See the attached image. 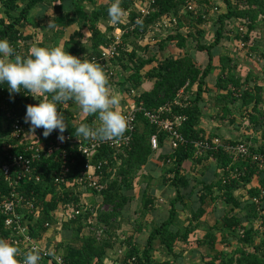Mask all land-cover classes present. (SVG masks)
<instances>
[{
    "label": "trees",
    "instance_id": "trees-1",
    "mask_svg": "<svg viewBox=\"0 0 264 264\" xmlns=\"http://www.w3.org/2000/svg\"><path fill=\"white\" fill-rule=\"evenodd\" d=\"M190 1L195 2L193 11L189 12H193V15H195L196 25L208 22L207 16H210L213 13V10L209 9L210 7L207 8V3L204 5V2H202L203 5L200 4L199 6L197 3H199L201 0H154L153 11L144 17L140 23L133 22L136 17L134 10L131 9L134 2L132 0H121V7L125 10L126 21H124L123 24L120 23L119 28L122 30H127V34L122 38V43L119 46L117 57L121 56L120 52L124 53L128 51V45H125L124 43L125 36H131L135 39L137 38V41H141L142 36H145L146 33L150 32V30L154 28L155 24L161 18L166 19L170 16H174L176 19H178L177 16L180 9L186 6V4ZM232 1L233 0H223L222 3L225 7V10L216 15L215 20H213V41L207 46H202L199 44H196L195 46L196 51L205 52L207 56V62L203 68H198L194 58L190 55V53H188V51H186L183 56L176 59L167 57L163 60L159 59V61L158 59L154 58L156 56L150 59L139 58L136 60V67H134L132 73L128 77V82L134 89L130 90V93L128 95L125 94L123 97L124 100L126 99L125 101H129L128 105L130 103H134L136 106H140L146 111L154 112L159 107L170 104L171 113L167 116L172 117L175 115H180L186 118L179 128V132L183 139L187 142L202 139L204 137L202 136L201 132L196 129L200 117L197 102L200 99L201 94L204 92V90H202L205 85L204 80L213 69L211 62L213 58L212 50L218 46L223 38H225L224 27L226 23L231 20L240 21L242 19L248 21L247 33L242 37H240V35L235 36V39L237 38V40L246 43L248 42L249 32L253 30L258 16H264L262 0H245L246 2H244L242 7H239V5L233 6ZM41 2L42 0L0 1L4 8V16L9 19L8 21L5 19H0V39H6L9 41V43H15L21 40L19 29L23 28L24 25L32 24L31 21H28V13L32 8ZM111 2L112 0H109V2L105 3L89 14L85 12L81 5L75 4L74 6V12L77 16L76 21L78 23V30L73 34L78 33V37H80L81 35L79 34H81L80 31L82 29H86L88 34H90L88 39L90 52L86 55L88 60H90L92 57H99L101 48H104L109 43L107 33H104L105 31L97 27L96 22L99 19H104L106 17L108 18V7L110 6ZM18 4L22 5L21 8L18 9L15 16H10L9 13L17 10ZM203 6L209 9L206 10L208 15H206V13H199ZM176 24L179 25V22ZM131 25H133L134 28L132 31H129ZM112 28L113 26L106 28V32L111 33ZM156 34H162L166 43L167 41L174 42L175 47L182 50H186L185 42L190 36L189 33V35L187 34L188 36L186 35L185 37H182L179 33H176V31H167L154 33V39L155 36H157ZM199 35L204 34L199 32ZM201 38L202 37H200V39ZM24 40H27V38H24ZM153 42L149 44L152 45ZM72 46V44H64V47L69 54L76 57H78L77 55H81V53L84 54V50L82 51L80 47L76 48L75 46ZM164 46L161 47L160 43L158 46L159 51L157 52H163ZM82 47H84L83 44ZM145 48L148 49V47ZM129 50L130 52L126 58L130 60L137 58L134 48ZM116 58L113 62L116 61ZM120 59L117 61L124 62ZM153 60H156V66L154 64V66H151V68L148 69L149 71L147 70L144 75L141 74V70L150 65ZM222 61L223 58L220 57V64L224 65ZM224 70H226V65H224L222 68L221 73L224 75L227 74L229 77L226 79L223 77L217 79L215 85L216 88L225 89L227 83H230L236 88H241L239 78H235V75L232 72ZM145 79L152 80V86L144 92L138 94L136 97L134 91L144 84L142 82ZM3 86L6 87L7 84H3ZM193 86H195V96L193 100L189 101L187 105L181 107L171 105L179 91L185 90L187 87L190 89ZM256 91L259 92V89H256ZM227 93L228 94L224 96H220V98L225 100L227 98L226 96L231 95L230 92L227 91ZM3 95L7 96L9 94L7 91H5ZM29 95L30 93H27L24 90H21V93H15L14 99L10 100L9 103L6 104L7 109L12 110L14 115L24 119L26 106L29 105L30 101L28 97ZM131 97L134 99L133 101L129 100ZM123 99H121L122 102H124ZM259 100L260 97L258 93H251L248 91V89L241 92L240 102L242 106L252 104V110L255 111ZM183 101L184 100H182V102ZM73 104L74 102L69 101L67 102L66 106H73ZM57 107L61 112L64 113L65 120L68 125L64 133L69 134L70 136L76 135V128L81 123L90 124L93 120L98 119L96 115L87 114V117L83 119L82 122L75 124L70 112L67 111V108L62 109L60 104H57ZM118 111L122 112L121 109ZM222 112L225 114L228 113V110L223 107ZM3 120H5V115L0 109L1 137L4 135V133H8V129L4 130L2 133V125L4 123ZM251 120L252 123L257 124L254 117H252ZM37 132L42 135L43 129L39 128L37 129ZM152 135L157 136L159 148L162 147L165 142V134L160 132L155 126L150 125L143 117L141 112L136 113L134 131L131 134V141L129 142L128 147L116 153L111 149L103 148L95 156L94 161L105 159L107 162V164L104 165L101 170L104 173V177L101 180V182H103L105 185L103 190L98 192L90 189L91 191H89L92 196L100 197L101 206L88 205L87 207L90 209L89 212H86L82 216H79L70 222L64 223V228L71 227L70 225H77L79 224V221L83 224V226L79 224V227L73 232L72 235V237L78 242L77 247L63 245V264H103V258L107 251L112 248V244L108 241H105L104 239L99 241L95 237L96 235H93L92 232H81L83 231L84 227L87 231H92V225L95 223L97 224V227L100 225L102 230H104V228L108 227V224L111 221H116L117 218L122 217V211L126 204H128L130 201V197L127 192L133 187L135 177L139 176V174H142L144 168L148 164L151 154L153 153L149 144V138ZM257 147L264 148V143H262V146L260 144V146ZM19 152V148L13 150V153ZM194 152V147L191 144H186L182 147H179L173 153L159 157L161 160V167H166V163L172 164L171 168L167 169L162 178L163 184L175 191L174 198L169 202L168 205V218L165 221H162L150 228L143 249L139 250L136 244L133 243L131 237L126 238L125 245L120 243V247L124 246L126 248V250L124 248L122 249L125 251L122 264H128L127 261L129 259H132L133 261L130 264H169L170 261H157L153 258L152 252L155 242H158L167 256L174 260L177 259V255L174 250L176 242L188 244V236L196 228V225H194L193 222H197L204 214L202 206L206 203V200L213 201L218 198L225 205H227L229 209L223 213L221 219L216 220L215 224H220L219 227L213 226L208 230L217 232L225 231L229 236H233L236 231L240 232L241 239H238V243L250 245L252 230L250 227H248V223L254 218L260 220V217L263 215L259 223L260 232L263 235V241H260V243L257 245H251L249 248L238 246L231 253L214 252L210 258H203L201 264H264V213L260 215L259 218L255 216L257 212L255 210L252 211V216H249L247 211L243 213L242 216L233 213L234 210L244 211L248 207H251L253 205L251 203V199L260 193L259 188H248L246 191L248 194V199L245 201H240L239 198L234 196V192L237 191L241 182H243L245 185L249 184L250 179L254 174L253 167L247 164H235L233 168L236 167L241 169L242 166L246 167L242 177L236 180H227L225 184H222L220 178H218L215 183L210 185H204L203 183L200 184L196 182L195 186H201V188L196 192L195 186H189L190 180L186 177V175L184 177V175L180 174L183 163L192 159V157L195 156ZM207 155L210 154L208 153ZM71 157L72 163L68 165L66 178L70 182H76V180L85 173L83 168L85 159L75 152ZM210 157L217 160L220 168L226 167L228 165L227 159L219 152L212 153ZM59 167L60 161L55 156L42 159L40 162L36 163L34 170V173L38 174L41 178V183L36 185H27L29 190H34L35 194L39 197L38 199L42 206V216L39 218V221L36 225V228L40 231H44L42 227L44 222L51 221L49 213L56 209L57 204L60 201H69L73 205H75L78 201L75 197L67 198V191L63 192L62 197L61 195L57 194L56 188L53 185L52 176L54 173L59 171ZM108 167H110V172L105 173ZM168 174H170V177H167ZM225 175L226 173L223 174V176ZM259 175L262 176L259 181L261 188L264 184V173ZM214 187H216L217 191L219 192V195L215 197L212 196V188ZM2 189H5V186L0 181V190ZM185 196L193 197V202L197 204V207L195 210L191 211L187 225L182 231H180L177 227H175V219L177 216V205L183 204L182 201ZM151 204L152 199H144L143 207H147ZM103 205L107 206L109 210L103 209ZM3 221L4 218L0 215V239L6 240L8 233L4 230ZM211 231L209 232L211 233ZM210 233L204 237V241L208 243V248L213 249L215 244V235H210ZM224 242L225 241L222 240L220 244H224ZM59 246L60 245H58V247Z\"/></svg>",
    "mask_w": 264,
    "mask_h": 264
},
{
    "label": "built area",
    "instance_id": "built-area-1",
    "mask_svg": "<svg viewBox=\"0 0 264 264\" xmlns=\"http://www.w3.org/2000/svg\"><path fill=\"white\" fill-rule=\"evenodd\" d=\"M136 2L139 3V6L134 10L136 17L133 22L140 23L144 17L153 11L154 0H145L143 2L138 0ZM194 6L195 2L190 1L182 9L193 11ZM176 20L174 16L166 19L161 18L154 28L145 34L148 41L150 43L154 41V33L172 30L176 26ZM239 22L240 24L237 23L238 27L235 29V35L242 37L248 31V21L240 20ZM133 28L134 26L131 25L129 31H132ZM125 34H127V30L116 27L113 33L107 36L109 43L104 48H101L99 57L90 58V60H95L101 65L108 78L113 75L114 67L112 62L118 55V49ZM235 43L239 49L246 48V43L242 41L236 40ZM16 52L18 53L17 50ZM5 91L9 94L7 86L0 85V109L5 115L2 133L8 129L7 134L4 133L2 137L0 136V181L5 186V189L0 190V215L4 218L3 227L8 233L6 241L20 250L18 259H22L23 254L28 250L38 249L42 255L38 264H63L62 254L56 250H51L48 246V241L40 240V236L48 237L54 223H67L90 211L87 207L88 205L84 202L81 203V201L89 196V191L95 190L99 192L103 190L105 185L101 180L104 177V173L101 170L107 164L105 159L94 161V158L103 148L111 149L116 153L128 147L131 141V134L134 131L136 113L141 112L150 125L155 126L160 132L165 134L164 143L167 144L170 153L175 152L179 147L186 144H191L194 147L195 156L221 153L228 161L226 167L220 168L222 184H225L227 180H236L244 175L246 167L242 166L241 169L233 168L235 164L251 165L254 169L253 176L264 173V148L250 145L246 141H224L219 137H203L191 142L185 141L179 132V128L186 118L180 115L167 116L171 113L170 104L159 107L154 112H149L134 103H130L128 108L121 112L127 117L128 130L117 142L84 140L77 135L70 136L66 133H63L64 140L61 142L57 138V130H53L48 137H44L37 131L31 136L28 135L29 126L24 122V119L14 115L12 110L6 107V104L14 99L15 93L11 97L10 95L4 96L3 93ZM28 97L30 100V95ZM188 102L187 100L182 102L179 92L171 105L181 107L187 105ZM60 105L62 109L67 107V103ZM99 123L100 121L97 119L93 120L89 125L95 127ZM149 144L153 152L159 149L156 135H152L149 138ZM16 148L20 149L19 153H13ZM74 152L85 159L83 166L85 173L76 182H70L67 180L66 174L68 165L72 163L71 156ZM54 156L60 161L59 171L52 176L57 194L62 197L65 191L62 189L71 186L74 190L68 192L67 198L75 197L78 201L75 205L69 201H60L56 209L49 213L51 221H46L42 225L44 231L35 230L37 222L42 216V206L38 199L39 197L34 190H29L27 185L41 183L42 180L39 175L34 173L35 165L42 159ZM109 172L110 167L107 168L105 173ZM224 173H226L225 176H223ZM259 190V195L253 197L251 203L256 207L257 211L262 213L264 211V189L259 187ZM81 192L85 193L84 197L79 194ZM55 240H57L56 236L53 237V241ZM119 256H124L123 250H120ZM122 261L123 259L121 261L115 259L111 261V264H122ZM131 262H133L132 259L127 261L128 264Z\"/></svg>",
    "mask_w": 264,
    "mask_h": 264
},
{
    "label": "crops",
    "instance_id": "crops-1",
    "mask_svg": "<svg viewBox=\"0 0 264 264\" xmlns=\"http://www.w3.org/2000/svg\"><path fill=\"white\" fill-rule=\"evenodd\" d=\"M90 1V0H87ZM133 1V0H132ZM138 1V0H137ZM91 2V1H90ZM86 3V0H58L55 5L53 7H51V13H52V25H54V29H52L50 31V33H47L49 31L45 30L43 25L39 24V20H37L35 17V15H37V17H41L40 14H44V12L46 11L44 9V0H42L41 3L37 4L34 8H32L29 13L30 15H28V21H31V23H33V28L35 29V31L38 29V31L40 32L37 35V32L35 33V36L32 39V42H36L38 43V45L36 46H41V47H59L58 41L61 37H64L63 40H65V38H69L70 35H72L75 32V29L72 31H69V28H72V25H77V16L74 12V6L75 4L81 5L86 13H91L92 11H95L96 8H94L93 10L92 7L94 5V3ZM109 2V0H104L101 3V6L104 5L105 3ZM219 3V1H217ZM137 3V2H135ZM99 6V5H98ZM100 6V7H101ZM137 6L139 5H135L134 3L132 4L131 9L135 10L137 8ZM61 7L62 8H70L73 11L72 13H62L60 14V11H58V9ZM90 9V10H89ZM43 10V11H42ZM45 10V11H44ZM109 19V17L104 18V19H99L96 22L97 27H99L100 29H102L103 31H105L104 33H108L106 32V28L110 27L111 22L110 20L107 21ZM104 20L106 21L104 23ZM126 21V14L121 18L120 22L118 24H112L113 28H112V33L113 31L116 29V27H119V24H123V22ZM231 21H235V20H231ZM109 22V25L106 26V23ZM104 23V24H103ZM212 23V29H213V21ZM104 25V27H103ZM208 25H211L208 22L199 24V28H202V30H206L207 32L211 31L209 30ZM234 25V24H233ZM42 27V28H41ZM76 30H78L76 28ZM83 30V29H82ZM86 30V29H85ZM235 30V28H233V31ZM202 32V31H201ZM111 33V34H112ZM44 34V35H43ZM203 34V32H202ZM250 34V32H249ZM43 35V37H42ZM230 36V35H229ZM90 37V34L86 35V42H88V39ZM235 37V35H234ZM31 37L27 36V40H29ZM25 40V41H27ZM143 42L141 41H137V43H141ZM61 44V43H60ZM88 44V43H87ZM33 44L30 43V46H32ZM64 44H62L63 47ZM89 47V44L86 45V47ZM222 46H224V48L222 49ZM30 48V47H29ZM29 48H27L26 50L28 51ZM152 48V47H151ZM133 49V47L131 48ZM146 49V48H145ZM148 48V51L153 50ZM175 51H177L178 54V58L183 56L184 53H186V51H188V53H190V55L194 58L196 65L198 68H203L206 65L207 62V56L205 54V52H199L196 51L195 48H190L189 45L186 46V50H182V49H178L177 47L174 48ZM224 51V55L225 56H229L230 58H239L238 56H240V63L243 62L242 60L247 57L249 58V60L251 61V63H247L249 64L248 66H246V64H240L238 65L235 69H232L231 72L233 74H235V78H239L240 82H248L246 87H241L239 90L230 88L229 92L231 94H234L236 96L235 98V104L238 102L239 107L243 110L245 108H248V115H246L245 117L241 118V120H245L247 119V123L248 125H240L241 123L239 122V118L237 117V115H235V113L233 114L232 117H229L227 120L222 118V117H226L222 112V107H224V104L221 100L220 97L219 99L217 97H213L218 96V95H222L223 93H225L226 89H218L216 88V81L219 78H222L224 76H222L221 70L224 67V65L220 64V55L221 52ZM166 51H163L162 53H164ZM20 52L18 51V54ZM157 54L155 55L156 57L154 58H159V53L156 52ZM181 53V55H180ZM260 55H259V54ZM136 54L138 56V52L136 51ZM151 54V53H150ZM212 54H213V58H212V71L210 72V74H208V76L205 78L204 80V87L202 90H204V92L201 94L200 99L197 102V107L199 110V122L196 126V129L199 130L202 134V136L204 137H214L216 135H219L221 137L222 140L224 141H235V140H247V139H254L255 134H258L259 132H257V128L261 125L259 124V122L255 119L254 115L257 114L258 115V111L259 109V105L263 106L264 105V45L259 44L258 45V51H255L253 48L248 50V49H239L237 44L235 43V40L230 39L226 40L225 38H223L220 43L218 44V46L215 47V49L212 50ZM223 54V53H222ZM152 54L150 57H144L141 56V59H150L153 58ZM78 57H80V55H77ZM243 58V59H242ZM251 58V59H250ZM176 59V58H173ZM156 62L153 60L151 62L150 65L146 66V68H151V66H154ZM124 64H126V62H124ZM251 64V65H250ZM223 66V67H222ZM228 67V66H227ZM255 70H260L261 73L258 74L259 78H258V82L254 84L251 79L248 80L247 77H249L248 71L251 70L252 72H254ZM246 71V76L245 78L248 80H246L245 78L242 79V73ZM253 83V84H252ZM152 86V82H145L141 87H139L136 91L138 92V94L144 92L145 90L149 89ZM256 88L257 86L260 87L259 89V97L260 100L256 106V110H252L253 109V105L249 104L247 106H242L241 102H240V96H241V92L243 90L248 89V91H250L251 93H253L252 88L253 87ZM256 86V87H255ZM216 90L218 92H216ZM195 91V89H194ZM233 92V93H232ZM32 94H30V97ZM121 97H124V94L121 95ZM37 98L36 101H33L34 98L32 97L29 101V105H35L38 104L40 99H43L42 97H35V99ZM191 98V97H190ZM210 98V99H208ZM126 100V99H125ZM193 100V97L191 99H187V101H191ZM207 100L212 101V103H206ZM215 101V102H214ZM119 103H122L119 102ZM125 104V102H124ZM123 106V105H121ZM120 104L117 105V109H121ZM230 104H227L226 107L230 108ZM67 111L70 112L71 117L73 119V121L76 123H80L83 119H85L87 117V114L83 113L79 106L76 105L75 103L73 104V106H67ZM65 108V109H66ZM64 109V108H63ZM258 110V111H257ZM241 114H243V112L241 111L240 113H238V116H240ZM234 117L235 121L232 119ZM252 117H254L255 121L257 122V124L252 123ZM233 122H235V125H233ZM27 125L29 126V124L27 123ZM30 127V126H29ZM217 137V136H216ZM219 137V138H220ZM170 154V151L167 147V144H163L162 147L159 148V150H157V152H153L148 160V164L147 166L144 168V171L142 172V174H139L140 178L138 177V179L141 180H145L154 178V176H152V173L154 171H156L158 168L161 169V173L163 174V169L161 168V160H160V156L163 155H167ZM193 159V160H192ZM192 159L185 161L182 165V170L180 171L181 175H186V177L190 180L189 182V186L190 187H194L195 183H203L204 185H210L215 183L218 178H220V166L217 163V160L210 157L209 155H203V156H193ZM170 166H172V164H170ZM166 170L168 168L171 167H165ZM190 169V171H189ZM192 172H198V179L196 176L193 175ZM160 173V174H161ZM142 175V176H141ZM144 175V176H143ZM260 176V175H259ZM259 176H253L250 179L249 184H251V187L248 188H258L260 187L258 180L260 179ZM146 177V178H145ZM152 181V179H150ZM260 181V180H259ZM146 181H142L141 183H139V185L141 187L145 186ZM258 184V185H255ZM165 185V184H164ZM248 185V184H247ZM199 186H195V191L197 192L198 189L201 188V186L198 188ZM147 188V187H146ZM247 188V189H248ZM150 191H146L147 198L152 199V204L154 202V205H148L147 207H150L149 211L146 213L145 210L142 211V213H146L145 218H147L148 216H150V219H148V224L145 226V222H143V227H141V225H136L137 230H134V226H130L131 224H133L134 219L129 218V213L127 210H129V207H131L133 205V203L137 202L138 200V195L135 194V197H133L134 200H131L128 204H126V206L124 207L123 211H122V217L117 218V221H121V225L123 223H126V226L130 229V233H126V237H131L133 241H135V238L139 237V238H143L144 240H146L148 234H149V230L146 231L145 228L149 227V225L154 226L156 224H159L162 221H165L168 218V206L167 205H163L164 202H169L174 198L175 195V191L171 188H168L167 186H159L158 188H154V187H149ZM243 189V187H242ZM246 189V191H247ZM137 192V191H136ZM195 193V192H194ZM237 192H234V196L236 198H239L240 201L241 200H246L248 199V194L246 192V194L241 195V197L236 195ZM144 192L141 195V198L143 197ZM188 195V194H187ZM219 195V192L217 191L216 187L212 188V196L215 197ZM167 197V198H166ZM243 197V198H242ZM155 198V199H154ZM156 199H158V201H155ZM167 200V201H166ZM183 204L182 205H177V216L175 219V227H177L179 230H182L181 227H184L187 225V221L190 218V213L192 210H195L197 207V204L193 202V197H188L185 196L183 198ZM162 204V205H161ZM152 206V207H151ZM203 210H204V214L201 216V218L197 221V222H193L194 225H196V228L193 230L192 233L189 234L188 239H187V243L188 244H183L181 242H176V244H181V251L180 252H176L177 255V259H172L170 257L167 256V258H165V260L162 261H170L169 264H199L200 261L203 258H210L212 256V254L214 252H227L226 250L229 249L227 248V246L229 244H232V238L228 235L227 238L223 237L224 244H218V239L216 237L219 238V234L217 233V235H215L214 240H215V244H214V248L210 249L208 248V243L204 241V237L208 235V233H210L208 230L209 227H211L214 223L215 220L217 219H221L223 216V213L228 211L229 207L227 205H225L219 198L215 199L213 201H209L206 200V203L202 206ZM141 213V212H140ZM139 213V214H140ZM235 214H238V210H234ZM131 215L133 216V213H131ZM143 218L141 217V220ZM129 225V226H128ZM128 230V229H127ZM135 231V233H134ZM214 233V231H212ZM217 232V231H216ZM225 232V231H223ZM215 234V233H214ZM142 235V237H141ZM210 235H212L210 233ZM55 237V236H54ZM53 240V238H51ZM228 240V241H227ZM221 242V241H220ZM228 243V244H227ZM175 244V245H176ZM178 248V247H177ZM230 252V251H228ZM110 251H108L106 253V255L103 258V264H111L112 262V258L110 257Z\"/></svg>",
    "mask_w": 264,
    "mask_h": 264
},
{
    "label": "rangeland",
    "instance_id": "rangeland-1",
    "mask_svg": "<svg viewBox=\"0 0 264 264\" xmlns=\"http://www.w3.org/2000/svg\"><path fill=\"white\" fill-rule=\"evenodd\" d=\"M0 1H2V0H0ZM57 1L58 0H44V3L43 4H45L44 5V9L46 10V11L44 10L45 11L44 12L45 15L40 14V16H41L40 18L37 17V15H35L36 16L35 18L37 20H39V24L40 25H43V27H44L45 30H48L49 29V31L47 33H50V31L55 28L54 25H52V19H51L52 18V13H51L52 10H51V7H53ZM90 1H87L86 0V3H89V2L90 3H94V5H93V7L91 9V10H93L96 7L99 8L101 6L102 1H104V0H90ZM136 1L137 0H133L134 4L135 5H139L138 2L135 3ZM143 1H145V0H142V2ZM217 1H219V3ZM202 2L205 3L204 5H206V3H207V8L210 7L209 9L213 10V13L210 16H207L208 17V20H209V23L211 24V25H208L209 30H211L210 32L209 31L207 32L206 30H202V28H199L198 27L199 25H196V22H195V19L196 18H195V15H193V12L185 11L182 8L180 9V11L178 13V16H177V18H178L177 19L178 20L177 22H179V25L176 24V26H174L172 28V30H170V32L171 31H176V33H179L182 37H185L189 33L190 36L187 38V41L185 42V44H186V46L189 45L190 48L191 47L192 48H195L196 44H199V45H202V46H207V45H209L213 41V39H214V27L212 29V23L211 22L213 20H215L216 15H218L219 13H221V12H223L225 10V7H224V5L222 3L223 0H201L197 4L199 6H200V4L203 5ZM244 2H246V1L245 0H233L232 1V4H233V6H238L239 5V7H242L243 4H244ZM262 3H263V7H264V0H262ZM21 6L22 5L18 4L17 10H15L14 12H10L9 15L10 16H15L17 14L18 9H20ZM207 8L203 6L201 8V11H199V13H202V14L206 13V15H208V13L206 12V10H209V9H207ZM58 11H60V14H62V13H72L73 14V11L70 8H67V9L66 8H62L61 9V7H60L58 9ZM28 15H30V13H28ZM0 19H5L6 21L9 20L7 17L4 16V8H3V6H2L1 3H0ZM242 20H244V19H242ZM107 21H109V19ZM105 22L106 21L104 20V23ZM237 23L240 24V22L238 20L228 21L226 23V25L224 27L225 39L226 40H229V41H230V39H232V40L234 39L235 41L237 40V38L235 39V37H234L235 30L233 31V28L236 29L238 27ZM112 24L113 23L110 24L111 25L110 27H112ZM108 25H109V22L106 23V26H108ZM33 26H34L33 23L31 25H24L23 28L19 29L21 40L15 42V43H10V45L13 48H15L17 51L20 52L19 54L21 56H24V55H26L28 53V51L26 49L30 47V43H32L35 46L38 45V43L32 42V39L35 36H37L40 32L38 31V29L35 31V29L33 28ZM72 26L73 27L72 28H69L68 30L69 31H72V30L75 29V31H77L76 28L78 29V26L77 25H72ZM103 27H104V25H103ZM201 31L203 32L204 35H199V32H201ZM36 32H37V35H35ZM80 33H81V34H79V35H81L80 37H78V33L70 35V37L68 39L65 38V40H63L64 37H61L59 39V41H58V44H59V47H62V44H65V43H67V45H71L72 44L73 45L72 47H74V46L76 48H79L80 47L82 49V51L84 50V54L81 53L80 58H82V59H88L86 55L90 52V48L88 46L86 47V45H88L87 44L88 42H86L87 31L85 29H83V30L80 31ZM111 33H107V35L109 36ZM43 35H42V37H43ZM156 35L157 36H155V39H154V42H153L152 45L149 44L150 42L148 41V39L146 38V36H142V41L143 42H141V43H137V38L135 39V38H133L131 36H128V37L125 36L124 43H125V45H128V47H127V50L128 51L127 52H124V53L123 52L122 53L120 52V55L121 56L120 57H117V58L120 59L122 57L123 60H122V58L120 60L126 62V64H124V62L117 61L118 59L116 58V61L115 62H112V66L114 67V69H113V75L110 78H108L109 79V85H110V92L113 93V94L118 95L119 102H121V99H123L121 97L122 94L128 95L130 93V90H134L132 88L131 84L128 82L129 81L128 80V77L132 73L134 67H136V60L139 59V58L141 59V56H144V57L149 56L150 57L152 54H154L153 55V57H154L157 54L156 52L159 51L158 46L161 43V47L165 45L163 50L166 51V52H164V53L160 52L159 53V58H157L158 60L159 59L160 60H163L164 58H167V57L168 58H178V54L179 53H177V51L174 50L175 43L174 42H168V41L166 43L164 41V38H163L162 34H156ZM27 36L28 37H31V38L29 40L25 41L24 38H27ZM200 37H202V38L200 39ZM82 44H83L84 47H82ZM259 44L264 45V16H262V15L261 16H258L257 21L255 23V26H254L253 30L250 32V34L248 36V42H246V48L245 49L250 50V49L253 48L255 51H258V45ZM132 47L134 48L135 51L138 52V56H137V58H134L133 60H130V59H127L126 56L129 54V52H130L129 49H131ZM145 47H148L150 49L153 48V50L148 51L147 49H145ZM63 48L65 49L64 45H63ZM223 48H224V46H222V49ZM224 53L225 52L222 51L221 54H220L222 56H220V57L223 58L222 63L224 65H226V70L227 71H230L231 72L232 69H235L241 63L242 64H246V66L249 65L247 63H251V61L247 57H245L244 59L242 58L243 59L242 60L243 62L240 63L239 61H237V60H240L239 59L240 56H238L239 58H235V59H237V60H235L234 58H230L229 56H225ZM180 55H181V53H180ZM155 62H156V60H155ZM156 64H157V62H156ZM156 64H155V66H156ZM122 67H124V68H122ZM148 69L149 68H144V69L141 70L140 73L144 75V73H146ZM226 70H224V71H226ZM263 70H264V68H263ZM245 73H246V71L242 73V79L245 78V76H246ZM248 73H250L249 74V77H247L248 80L251 79V81L254 84L259 83L258 82L259 81L258 80V78H259L258 74L261 73L260 70H255L254 69V72H252L251 70H249ZM222 76H224L223 77L224 79H226L227 77H229V75H227V74L224 75L223 73H222ZM145 82L151 83L152 80L145 79L142 83H145ZM247 83L248 82H246V81H244L243 83L240 82L241 87L242 86L243 87H246ZM226 85L227 86L225 88L226 89L225 90V93H223L222 95H218V96H215L214 95L213 97H217L219 99L220 96H224V95L228 94L227 91L229 92L230 88H233L234 87L230 83H227ZM188 88L189 87H187L185 90L179 91L180 92V99L187 100V99H191L192 97L194 99V96H195V91H194L195 86L191 87L190 89H188ZM239 88L234 87V89H236V90H238ZM258 88H260V87H258V86L256 88L253 87L252 88L253 93H259L260 91L259 92L256 91V89H258ZM216 92H218V91L216 90ZM134 94L137 97L138 92L135 90L134 91ZM226 97L227 98L225 100L222 99V98L219 99V100H221L223 102L225 109L228 110V113L227 114L225 113L226 115H224L226 117H222V118H224V119L227 120L229 117H232L233 114L235 113V115H237V117L239 118V122L241 123L240 125H248L247 119L241 120V118H243V117H245L246 115L249 114L248 113V111H249L248 108H245V109L242 110L239 107L238 102L235 104V102H236L235 101L236 96L234 94H231V95L226 96ZM31 98L32 97H30V99ZM36 99H34L33 101H36ZM208 99H210V98H208ZM129 100L133 101L134 99L131 97V98H129ZM123 101L125 102V104H124V102L119 103V104H120V106L123 105V106H121V110L122 111H125L127 109V107H128V102L129 101H125L124 99H123ZM212 101L207 100L206 103H209L210 104V103H212ZM227 104H230L231 105L230 108H227L226 107ZM259 109H260L259 111L257 110L258 111L257 112L258 115L257 114L254 115L255 119L259 122V124H261L257 128V130H258L257 132H259V133L258 134H255V137L256 138H254V139H247V140H243L242 139V140H235V141H246L247 143H249L250 145H253V146H259L260 144L264 143V105L263 106L262 105L261 106L259 105ZM116 110L118 111L119 109H116ZM241 111L243 112V114H241L240 116H238V113H240ZM232 119L235 121L234 117ZM233 125H235V122H233ZM36 131H37V129H36ZM32 134L33 133H31L29 131V134L28 135L31 136ZM216 136L217 137H220L219 135H216ZM166 167L168 168V167H171V166H170L169 163H166ZM161 168L164 170L163 174L161 173V169L158 168L156 171H154L152 173V176H154V178H151L150 177V179H152V181L150 179H147L146 177H145L146 178L145 180H141V179H138V177L140 178V176H136L135 179H134V185H133V187L128 192L126 191L128 193V195H129V197H130V201L131 200H134L133 197H135V194L138 195L137 202L133 203V205L131 207H129V210H127L128 213H129V218L134 219L133 224H131L130 226L133 225L135 231L137 230L136 225H141V227H143V225H144L143 222H145V226L149 223L148 222V219H150V216H148L147 218H145V216H146V213L149 211L150 207H143L144 199H146L147 198V195H148V194H146V191H150L149 187L158 188L159 186H166V185L163 184L162 178H163V176H164V174H165V172L167 170H166L165 167H161ZM189 171H190V169H189ZM192 173L198 179V172H192ZM167 177H170V174H168ZM259 177H260V179L262 178V176H259ZM259 180H258V182H259ZM142 181H146L145 182L146 184H145L144 187H141L139 185V183H141ZM255 185H258V184H255ZM242 187H243V189H242ZM248 187H251V184L245 185L243 182H241L239 184V188L236 191L237 192L236 195L238 197L239 196L241 197V195H243V192H244V194H246V189ZM263 188H264V184L262 185L261 189H263ZM62 190L63 191L65 190V192L67 191V193H68V192L73 191L74 188L71 187V186H68V187H64ZM143 192H144V194H143V197L141 198V195H142ZM79 194L80 195H83V197L85 196L84 195L85 193H83V192H81ZM155 201H158V199H156ZM83 202L86 203V205H92V206L100 205L101 206V199H100V197L99 196H91L90 193H89V196L87 198H85L84 200L81 201V203H83ZM153 205H154V202H153L152 206ZM163 205L164 206L165 205L168 206V202H164ZM102 208L105 209V210H109V208L107 206H105V205H103ZM143 210H145L146 213H144V212L142 213ZM253 210L257 211L256 210V207L252 205L251 207H248L244 211H238V215L242 216L243 213H245L247 211L248 215L249 216H252V211ZM131 213H133V216L131 215ZM263 213H264V211L262 213L259 212V211H257L256 214H255V216H257L259 218V216L262 215ZM141 217L143 218L142 220H141ZM261 217H260V220L254 218V219H252L248 223V227H250L251 230H252L251 243H250V245L238 243V239L240 238V232H237L236 231L233 236H230L232 238V244H229L227 246V248H229V247L230 248L227 249L226 250L227 252H225V253H231L238 246H242V247H245V248H249L251 245L252 246L253 245H257L258 243H260V241H263V235L261 234L260 227H259L260 226L259 223L261 221ZM215 223H216V220L214 221V223H213V225L211 227H213V226H218L219 227L220 224H215ZM79 224L83 226V224L80 223V221H79ZM79 224H77V225H70L71 227L64 228V223L56 222V223L52 224V227H51V230L49 231L48 237L40 236V240L48 241V246L51 248V250H56L60 254H63V251H62L63 250L62 249L63 248V245H71L73 247H77L78 242L72 237V235H73V232L79 227ZM92 226H91L93 228L92 231H87L86 228L84 227V229H83V231L81 233H84V232L91 233L92 232L93 235H96L95 237L99 241H101V240L104 239L105 241H108L109 243H111L113 249L111 248L108 251H110V257L112 258V261H114L115 259L117 261L118 260L121 261L123 259V256H119V252L123 248L126 250V248L124 246H121L120 247V243H123L125 245V240L127 238L126 237V233H130L131 232L130 229L126 226V223H123L121 225V221L120 222L119 221L116 222L114 220V221H111L108 224V227L104 228V230H102V228H101L100 225H98V227H97V224L96 223L93 224ZM151 227L152 226L149 225V227L145 228V230L148 231L149 228H151ZM181 228L183 230V227H181ZM36 229L37 228H35V230ZM208 229H210V227ZM182 230H180V231H182ZM135 231H134V233H135ZM214 233L211 231V234L212 235H217V233L219 234V238L216 237L218 239L217 240L218 241V244L221 243L220 241L223 240V237L224 238H227L228 237V235L226 234V232H223V231H221V232L214 231ZM54 236L57 237V240H55V241L50 240ZM141 237H142V235H141ZM224 240H226V239H224ZM133 243H135L136 246H137V248H139V250H141V249H143V247L145 245V240L143 238L137 237V238H135V241H133ZM58 245H60V246L58 247ZM181 247H182L181 244H176L174 250L176 252H180L181 249H182ZM228 251H230V252H228ZM124 252L125 251L123 250V254H124ZM152 256L157 261H162V260H165V258H167V255L165 254L163 248L158 244V242H155L154 245H153ZM201 263H202V260L200 261L199 264H201Z\"/></svg>",
    "mask_w": 264,
    "mask_h": 264
},
{
    "label": "clouds",
    "instance_id": "clouds-1",
    "mask_svg": "<svg viewBox=\"0 0 264 264\" xmlns=\"http://www.w3.org/2000/svg\"><path fill=\"white\" fill-rule=\"evenodd\" d=\"M125 15L121 0H112L108 7L111 23L118 24ZM7 84L10 97L25 92L42 97L35 105H27L24 122L35 133L42 128L48 137L57 130V138L63 142L68 125L57 104L69 101L88 115H96L98 126L81 123L76 135L84 140L117 142L128 130V120L117 111L119 97L110 92L109 79L95 60L78 58L63 47L30 46L21 56L6 39H0V85ZM37 100V99H36ZM20 250L0 239V264H38L42 255L38 249L28 250L18 259Z\"/></svg>",
    "mask_w": 264,
    "mask_h": 264
}]
</instances>
